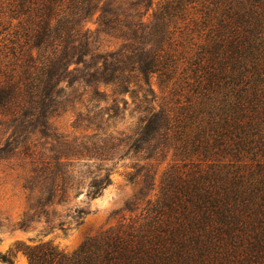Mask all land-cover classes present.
<instances>
[{"label":"trees","instance_id":"16d2710c","mask_svg":"<svg viewBox=\"0 0 264 264\" xmlns=\"http://www.w3.org/2000/svg\"><path fill=\"white\" fill-rule=\"evenodd\" d=\"M101 1L4 0L11 21L30 23L23 34L14 30L17 40L24 37L30 55L42 51L33 74L24 78L35 98L40 92L55 93V80L56 86L61 81L71 85L68 75L83 59L67 62L65 52L89 54L87 30L79 18L97 10L102 30L118 31L124 40L121 52L140 58L120 68L113 67L121 62L117 58H100L95 71L86 75L104 85L118 79L125 83V74L172 79L175 44L180 45L175 18L186 10V0H163L152 21L146 15L153 0L137 4L131 15L108 10ZM198 11L200 19L190 20L195 27L185 25L183 31L208 26L213 34L197 45L191 60L195 102L178 114L175 108L156 109L148 103L137 107L131 134L120 140L138 149L137 142L159 137L174 154L177 150L195 157L179 172L173 167L166 173L160 195L143 207L141 222L107 229L71 256L49 243L26 247L28 264H264V0H201ZM47 86L52 87L45 91ZM99 112L85 116L104 124L118 116L119 108ZM90 124L99 133L104 129ZM109 181L107 173L92 179L86 194L99 195Z\"/></svg>","mask_w":264,"mask_h":264},{"label":"rangeland","instance_id":"374dc122","mask_svg":"<svg viewBox=\"0 0 264 264\" xmlns=\"http://www.w3.org/2000/svg\"><path fill=\"white\" fill-rule=\"evenodd\" d=\"M147 1L105 0L100 5L131 15L137 4ZM190 1L193 0H186V10L175 18V39L180 45L175 44V69L169 82H162L157 74L150 75L149 80L125 74V83L118 79V83L104 85L86 75L95 71L100 58L120 60L122 63H116L114 68L128 67L140 58L138 53L121 52L124 40L118 31L102 30L97 10L79 18L87 30L85 51L89 50V54L65 52L67 62L83 59V64L68 75L71 85L67 87L68 83L61 81L56 86L55 80L51 84L55 85V93L45 96L40 92L35 98L24 78L33 74L32 66L38 65L36 57L42 51L39 56L35 50L30 55L24 37L18 36L17 40L14 30L23 34L30 23L23 18L11 21L5 13L4 0H0V264H28L23 250L43 243L67 256L75 255L89 238L110 228L141 222L143 207L148 199L160 195L166 173L173 167L175 173L179 172L195 157L177 150L174 154L159 137L137 142L138 149L120 142L134 128L137 107L148 103L156 109L175 108L178 114L196 100L191 60L197 45L204 44L213 32L208 26L183 31L185 25L194 28L190 20L201 16V0ZM162 2L153 0L147 20L157 16ZM112 105H118V116L104 124L98 117L85 116L94 117L99 109ZM101 116L106 119L103 112H99ZM44 121L46 126L42 125ZM90 122L101 124L105 134L94 130ZM106 173L109 183L99 195L88 196L89 182ZM75 209L85 213L78 214Z\"/></svg>","mask_w":264,"mask_h":264}]
</instances>
